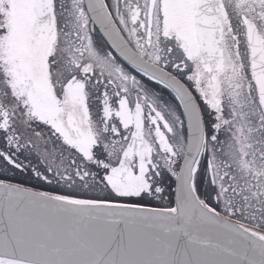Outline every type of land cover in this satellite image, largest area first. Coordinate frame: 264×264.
<instances>
[{"label":"snow or ice","instance_id":"obj_1","mask_svg":"<svg viewBox=\"0 0 264 264\" xmlns=\"http://www.w3.org/2000/svg\"><path fill=\"white\" fill-rule=\"evenodd\" d=\"M0 264H264V0H0Z\"/></svg>","mask_w":264,"mask_h":264}]
</instances>
